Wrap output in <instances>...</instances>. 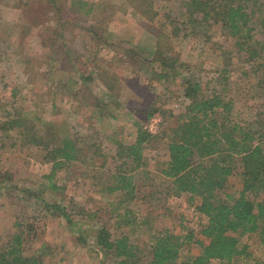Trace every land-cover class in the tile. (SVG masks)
I'll return each instance as SVG.
<instances>
[{"label": "trees", "instance_id": "obj_1", "mask_svg": "<svg viewBox=\"0 0 264 264\" xmlns=\"http://www.w3.org/2000/svg\"><path fill=\"white\" fill-rule=\"evenodd\" d=\"M118 1L119 11L125 10L128 3ZM166 1L130 0L131 12H141L140 25L163 42V48L154 47L150 56L135 47L123 48L93 22H87L95 7L89 0L17 1L25 15L31 13L30 18L26 16L28 23L47 22L49 10L55 14L60 40L52 41L49 36L41 41L44 47L48 45V58L61 62V74L57 71L59 76L54 79L55 96L59 93L69 108H88L95 119L106 118L108 113L103 112L113 105L121 114L109 112V116L117 121L131 119L136 128L133 140L127 141L113 137L112 127L105 129L102 122L92 130H83L66 121L57 123L51 115L35 128V119L41 118L38 113L30 119L31 125L24 122L20 150L35 146L50 167L35 187L16 185L11 172L3 170L10 181L6 188L15 187L33 203L28 204L32 213L24 212L15 220L18 229L13 239L1 241L0 264H45L44 251L30 250L25 240L34 236L31 232L37 216L46 215L62 217L80 242H88L86 234H91L88 244L101 261L109 257L115 264H264V258L254 257L248 241L241 242L242 236L255 233L264 247V11L256 0H179L182 5L173 24L162 21L158 25L153 21L161 10L168 16ZM70 8L75 14L72 18L63 12ZM217 35L232 41L231 48L246 67H232L230 62L205 65L194 60L205 69L204 76L201 70L194 71L191 63L164 51V47H179L173 44L175 37L180 44L190 39L210 41V48L218 50L222 45L215 41ZM75 36L90 37L102 60L113 64L81 70L78 86L70 83L71 75L66 77L69 64L77 62L68 45ZM12 52L8 44L0 47V61H9L5 66L11 67L13 76L16 69L7 59ZM19 63L25 68L15 72L22 76L3 83L14 101L24 97L22 93L18 96L21 87H29L27 60ZM5 66L0 62V69ZM50 104L54 108L58 102L51 100ZM255 104L260 108L258 118L251 111ZM154 116L160 120L156 130L150 131L148 123ZM21 117L0 120V129L16 127ZM156 140H164V145L152 158L153 167L162 180H168L173 192L204 216L196 227L182 220L178 230L156 225L157 215L150 207L145 211L138 208V201L151 205L155 200L164 203L161 210L167 215L173 205L168 197L158 195L166 189H157L150 181L149 189L140 190L135 183V171L150 165L151 156H146L144 149ZM112 143L111 149L108 144ZM74 165L79 171L73 182L91 176L94 183V178H102L100 190L113 194V201L103 207L109 209V219L95 217L97 213L89 214L87 222L74 219L62 198L45 195L47 190L57 193L62 188L58 178L71 172ZM195 247L199 251L194 254Z\"/></svg>", "mask_w": 264, "mask_h": 264}, {"label": "rangeland", "instance_id": "obj_2", "mask_svg": "<svg viewBox=\"0 0 264 264\" xmlns=\"http://www.w3.org/2000/svg\"><path fill=\"white\" fill-rule=\"evenodd\" d=\"M17 1L3 0V3L0 4V18L3 19L4 23L0 25V47L2 44L3 46L8 44L13 47L14 53L10 54L11 57L8 54L7 59L11 60L10 62L14 64L16 70L25 68L19 62L27 60L28 71L25 80L28 82L29 87H21L19 89L18 96L22 93L24 97L16 101L11 99L8 87L3 85L4 80L21 77L22 72L19 71L16 76V70H13L15 74L12 76L11 67L5 66V64H9V61H0L6 67V69H0V75L3 73V77L0 78V120L12 118L16 115L23 116V118H19L20 123L16 127L0 129V243L1 241L13 239L18 229L15 220L18 217L21 219L24 212L29 213L31 211L32 213V206H28V204L30 203L31 205L33 203L31 199L26 200L24 194L19 193L15 187L9 190L6 188L10 181L7 180V176H4L3 170L6 168L11 172L12 179L16 185L35 187L44 180L41 175L48 172L50 167V163L42 157L41 152L36 151L35 146L30 145L20 150V146L23 143L22 125L24 122L27 125H31L30 119L34 113L41 115L39 120L35 119V128H40L43 119H48L51 115L57 123L66 121L70 125L83 128V130H92L102 122L100 125L103 128L110 129L112 127V132L116 133L113 137H122L127 141L133 140L136 128L131 119L123 117L117 121L114 117L111 118L109 112L121 114L117 112L113 105H109L108 109L103 112L108 113L106 118L102 116L103 119H95L88 112V108L83 106L69 108V104L66 103V100L62 101L64 98H61L59 93L55 96L54 91L58 88L57 84L54 83L56 82L54 79L59 76L57 71L61 74V62L59 59L56 60L55 57L48 58V45L44 47L41 41L49 36L52 41L53 39L59 41L61 29L55 25L56 17L52 10L48 12L47 22L44 19H40L38 25L28 23L26 16L30 18L31 13L25 15L21 4ZM89 2L94 3L95 7L87 16L86 21L93 22L97 27L101 28L113 42L118 41L120 46L126 49L135 47L138 51L148 56H150L154 47L163 48V42L155 39L149 31L140 25L141 12L138 9L135 14L131 12L130 0H122V2L128 3L123 11H119L120 1L118 0H89ZM98 2L101 3L100 6L97 5ZM166 2L168 6L164 11L167 12L168 16H165L161 10V14L153 21L157 22L158 25L162 21L172 25L173 20L178 16L177 8L182 5L179 0H168ZM256 2L264 11V0H256ZM111 11L113 12L110 15ZM63 12L66 14L65 16L70 18L75 15L73 8L64 9ZM72 20L70 19L69 23ZM11 26L12 29H10ZM65 30L69 32L70 28L66 27ZM217 37L215 41L222 45V48H218L219 51L210 48V41L206 43L190 39V41L180 44L176 37L173 38V44H177L180 48L183 44L184 49L181 51L176 46L172 48L164 47V51L169 56L191 63L194 66L193 70L196 72L201 70L204 76L206 74L205 69L198 67L194 60H202L205 65H210V63L222 65L225 62H230L232 67L233 65L238 68L246 67V63H242L241 59L237 57L234 47L231 48L232 41L223 36L217 35ZM68 45L76 54L77 62L69 64L70 74H67L66 77L71 75L72 81L70 83L75 86L80 85L79 72L81 70L86 72L87 69L92 67L98 70L105 67V65H113L112 63L108 64L109 62L106 60H102L96 49L95 41L90 37L75 36L72 41H69ZM208 68L210 66L206 69ZM50 81L55 86L50 85ZM87 83L92 84V82ZM176 93L177 90L174 91V94ZM240 95H242L241 91ZM51 100L58 102L54 108L50 104ZM167 105L170 106L171 104L167 103ZM259 109L257 104L251 108L252 114L256 118H258ZM159 120L160 117L158 116L156 128ZM163 145L164 140H156L146 146L144 152L146 156H151L150 165L136 170L134 179L140 190L147 189L148 186L146 185L150 181L155 183L157 189L167 190L168 188L169 190H165V192L163 191L158 195L168 197L167 200L172 202L171 212H168L167 215L164 214V210H161L164 203L155 200L152 201L151 205L145 200L138 201V208L141 211H145L150 207L151 211L157 215L156 218L153 217L155 219L153 223L156 225L166 224L178 230L180 227L179 221L182 220L184 224L196 227L197 223L204 220V216L194 210L192 205L190 206L182 195L175 191L173 192V188L168 187V180H162L153 167L152 158L157 154V150L160 151L163 148ZM108 146L112 149L115 145L112 143L108 144ZM78 171L79 167L74 165L71 168V172H68L62 178H58V183L62 188L57 193L47 190L45 195L49 194L50 197L62 198L63 203L68 205V210L72 213L74 219H82L87 222L89 214L94 215L96 213L95 217H101L103 220L109 219V209L103 207L106 202L113 201V194L100 190L99 183L102 178H94V183L91 180V176L73 182L72 179L76 177ZM146 176L152 177L153 180L148 179ZM15 195H18V197ZM70 206L73 207L70 208ZM37 217L35 219V229L31 232L32 234L34 233V236L29 238L31 242L30 240H25V246L37 252L43 250L45 264H115L113 259L106 257L104 261H101L100 257L95 254L90 244H88L91 243V234H86V241L88 242L83 243L76 238L75 232L69 224H66L62 217L52 215ZM93 220H96V218ZM244 241L250 243L249 249L254 257L264 258V247L257 241L255 233L249 237L246 235L242 236L241 242ZM195 248L199 250V248Z\"/></svg>", "mask_w": 264, "mask_h": 264}, {"label": "built area", "instance_id": "obj_3", "mask_svg": "<svg viewBox=\"0 0 264 264\" xmlns=\"http://www.w3.org/2000/svg\"><path fill=\"white\" fill-rule=\"evenodd\" d=\"M158 121V116H154L150 119L149 123H148V129L150 131H154L156 128V123Z\"/></svg>", "mask_w": 264, "mask_h": 264}, {"label": "crops", "instance_id": "obj_4", "mask_svg": "<svg viewBox=\"0 0 264 264\" xmlns=\"http://www.w3.org/2000/svg\"><path fill=\"white\" fill-rule=\"evenodd\" d=\"M198 251H199V250H198V249L196 250V248H193V249H192V252H193L194 254H195V253H198Z\"/></svg>", "mask_w": 264, "mask_h": 264}]
</instances>
